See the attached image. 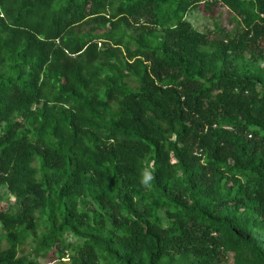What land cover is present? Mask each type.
Masks as SVG:
<instances>
[{
	"label": "trees",
	"instance_id": "1",
	"mask_svg": "<svg viewBox=\"0 0 264 264\" xmlns=\"http://www.w3.org/2000/svg\"><path fill=\"white\" fill-rule=\"evenodd\" d=\"M42 258L264 264V0H0V264Z\"/></svg>",
	"mask_w": 264,
	"mask_h": 264
},
{
	"label": "rangeland",
	"instance_id": "2",
	"mask_svg": "<svg viewBox=\"0 0 264 264\" xmlns=\"http://www.w3.org/2000/svg\"><path fill=\"white\" fill-rule=\"evenodd\" d=\"M231 13L229 10L225 7L217 6L214 9V12H212V15L209 13L204 12L203 10H192L188 14V19L192 23V25L201 30L206 31L207 29H212L215 22L224 24L228 27H232L233 25L230 24L231 22ZM4 201L2 202V205L7 206L9 203H14L16 196L15 195H9L5 192L4 193ZM15 204V203H14ZM33 245L28 242L24 246V250L26 253H29L32 250ZM42 264H66V262L61 260H53L52 258H45L40 259Z\"/></svg>",
	"mask_w": 264,
	"mask_h": 264
},
{
	"label": "clouds",
	"instance_id": "3",
	"mask_svg": "<svg viewBox=\"0 0 264 264\" xmlns=\"http://www.w3.org/2000/svg\"><path fill=\"white\" fill-rule=\"evenodd\" d=\"M150 178H151L150 175L147 174V173H145V174L143 175V177H142L141 182H142V183H146Z\"/></svg>",
	"mask_w": 264,
	"mask_h": 264
}]
</instances>
